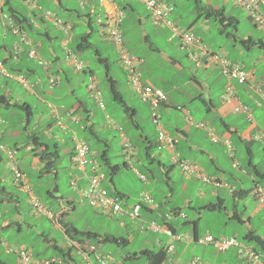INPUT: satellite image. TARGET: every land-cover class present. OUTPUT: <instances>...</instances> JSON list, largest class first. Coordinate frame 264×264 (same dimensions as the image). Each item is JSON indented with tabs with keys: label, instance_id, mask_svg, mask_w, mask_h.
<instances>
[{
	"label": "rangeland",
	"instance_id": "374dc122",
	"mask_svg": "<svg viewBox=\"0 0 264 264\" xmlns=\"http://www.w3.org/2000/svg\"><path fill=\"white\" fill-rule=\"evenodd\" d=\"M62 1L64 2V4L73 5L77 9L80 8L77 3V0ZM117 1L119 2V0ZM168 1L175 6V16H177V12L181 13L182 18L180 20V25L187 26V24L191 22L190 20H192L196 14L194 0ZM41 4L45 5L43 3ZM135 5L138 8V11L141 13L145 23L147 21V25L145 28L148 31L151 30L153 28V26L151 25V21H149V19H147L145 16V14H147L145 10L146 6L144 7L141 4ZM199 5H201V7L206 8L209 6L213 8H223L226 17H229L230 15L235 16V18H237L238 20L236 32V36L238 38L245 39L248 36H252L253 38H261L262 40H264V32L255 26L254 22L249 18L247 11L241 6L237 5L235 3V0H201V3ZM6 7L7 6H4L3 10H7ZM47 7L51 12H55L59 15L62 14L59 11L58 5H48ZM201 11L202 9H199V12ZM4 13L5 12H3V14ZM129 15L130 14L128 10H126L125 15H123V18L125 16L121 27V32L123 33V44L127 46L130 52L133 53L135 56L141 55L142 57L148 58V62L152 65L149 67V69L152 68V70H150L151 74H154L156 72H162L164 73V75L167 76L166 79H169L168 75L170 74V71L167 68H165L163 71L160 70L158 65H160L161 67V62H159L157 54H150L148 48L143 47L140 44L138 40L139 32H136L138 28L135 29V27L133 26V19H129ZM7 21L8 17H3L0 14V39L5 35L6 31V41L8 43H10L11 41L15 42L17 36L12 34V31L7 28ZM206 29H208V31ZM220 29H222V27L220 26L217 20L213 18L205 19L201 16L199 19H196V25L192 28V30L197 34V36L199 38H202V42L204 43V45L206 44L210 50L215 51L214 53L226 56L231 61L234 60L241 68L245 69L246 71L255 70L256 73L252 74L254 76V79L259 81L260 75L264 73V50L254 45L252 49L248 51L244 46L234 44L233 40L226 36L227 32H233V28L230 25L224 28L223 33L220 32ZM133 31L136 33H134ZM76 33H78V30L76 31ZM90 39L91 42L94 44V47L99 48L102 54H106V52L109 50L108 55H112V60H114L112 65L114 69L113 72L118 78L119 89L122 94L124 93L125 99H127L130 104H133L138 109L136 115V123L138 125L135 126V123L131 120L130 115L123 112L121 105L111 97L112 94L111 92H109L110 89L108 91L106 81L104 80L106 78V75L104 77L103 68L95 65L94 62H91L90 65L92 69H94L96 77L101 82L100 87L103 91L102 99L103 103L106 106L105 113L108 114V119L106 120V118L99 112V106L97 103H95V99L89 98L86 96V94H84L86 97L85 100H87L89 103V108L97 113V118L92 119V122L94 124L93 129L95 130L96 137L90 133L89 128L82 129L80 126L77 125H75L74 128L77 132V136L83 138L88 143L91 148V152L94 154L93 156L95 158V161L98 162V164L101 166V170L106 175L103 184L107 186L109 190L112 191L113 195H115L114 193L118 191L123 192L125 196H128L127 198L120 200L123 205L124 211H128L130 210V207H127V205L133 204L137 200L141 199V196H139L140 191L148 190V184L153 183V181H156L158 185L155 191L151 190L154 195H158L160 197L164 195H169V187L163 181V174H156L153 164L148 165L151 167L150 172L147 171L142 165L145 162L147 163V161H145V156H143V150L146 145V141L141 136L145 135L148 141H155V136L157 135V127L151 122V112L149 110L148 104L142 102V100H140L134 94L131 95V92L128 91L124 81V76L115 62V54H113L114 52L112 50L111 44H109L105 38H103L102 40H97L94 34L91 35ZM17 41L19 42V40ZM163 49H166V47ZM77 55L81 59H85L87 61H91L94 57L92 48L83 50V52L77 53ZM154 55H156L157 59L153 58ZM192 69H194V72L196 73L199 71V69H195L194 67ZM188 71H190V69H187L185 72L174 69L172 85H168V83L165 81L166 79H163L164 83H162V86L165 90V93H167L170 102L177 106L183 105L186 110L190 111V116H188L186 120L185 115H183V111L176 110L175 112L172 110L173 114L171 113L172 116L169 115V117L167 114H164L166 111H163V117L160 119V121L163 124V119L165 118V120H167V122L169 123L170 118V120L173 121V124H175L176 126H179L181 128L185 126L190 127L191 134L195 132L196 137H198L196 138L198 139V146L205 148L208 153H210L216 158L215 164H213L212 161L209 160L206 155L202 156L199 152L194 151L192 153H188L189 143L180 142V135L176 133L174 127L170 126L166 121L165 122L167 123V125L165 126V131H167L171 136H173L175 140H177L181 150H184L183 155L185 160L188 162L198 163L202 171H205L204 173L207 176L216 173L220 177L224 175L228 177V174H230L234 169H236L232 167V161L234 159L240 164H243V167H245L246 169V175H241L240 177L242 179V185L248 190L251 189L254 186V182L252 180L253 171L251 169L250 162L252 164H258V162L262 160V163H264V141L258 140L259 136L255 137V142L249 145V148L251 149L253 155L250 156V154H248V151L245 148V145L242 142L238 141V137L236 136L237 134H233L231 140L234 144L235 151L234 157L231 158V155L227 150L226 146L225 148L221 144H215L211 142L209 138L204 137L203 130L199 129L197 124L201 122H206L205 124L210 127L207 123L210 122V117L213 116L212 119L214 118L215 114L211 111L202 114L201 117V113H197V111H195V109H197L198 105L200 104L197 100L193 101L190 99L192 98V91L191 88L188 87ZM209 73L212 75V78L209 80V82H211V98L213 100L214 105L220 107L223 104L221 99L219 98L220 94L223 92L220 88V83L221 77L222 79H224V77L214 70H209L206 74ZM81 77H85L84 74H82ZM77 79V77H74V79L70 81L71 84L76 85ZM88 83L89 80L86 81L85 86ZM249 84L250 83L242 84L240 85V88H249ZM10 90L13 93L14 98L16 97V94H19L20 96H22L23 100H27L34 107L36 100L32 96V94L23 90V88L16 81L9 80L0 73V96L3 94H8V91ZM80 94L81 92H76L75 95H70L69 98L70 100H73V102H75V98ZM204 97L208 101L209 95L206 94ZM23 100H19V104H22ZM241 101L245 102L249 106L253 121L257 122L260 131L264 133V112L262 111V108L254 104V101H245L243 96L241 97ZM38 109H40V107H38ZM1 111L6 113L5 117L7 121L6 126H3V129H0V131L4 133H0L4 137V142L8 144L10 141L13 140L21 144L23 136L22 125L25 124V122L23 121L25 115L24 110H22L21 108H10L8 110L2 109ZM81 112L82 111H80V113ZM225 120L228 122H232V120L237 122V125L239 124L240 126V130H243L248 125L247 122L242 125L241 113L229 114L228 112V115L225 117ZM211 124L217 130H220L219 122L213 120ZM129 139L132 142L131 144L136 147V150L139 152V155L138 157L134 156L133 159H130L128 167L122 166L118 173L113 176V179L111 181L110 177L108 176L107 169L101 164V152L103 150H107V155L111 164L122 165V163L126 160V156L128 157V152L125 151V141H129ZM66 148V145H63L60 149V157L57 160V167L59 173L57 179L55 178L54 173H47L48 167H42L40 169L31 168V158L25 159L24 161L23 171L25 173L26 179L28 180L26 184L28 186H33V190L30 189L31 194H33L41 202L45 210L48 211L47 214L37 213L35 208L29 203L27 194H24L23 192H17L19 197L17 203L18 211H14L11 209V212L6 213L9 207L15 205L12 203H9L8 205H0V213L3 214L1 223L4 221L5 218L14 217L18 222L21 223L22 227V230H19L17 227L14 226L6 230L0 229V260L3 262V264H19L18 252L20 249H25L26 251H28L29 256L33 260L40 261L46 260L51 255H59V252H57L56 247H61L64 252L68 250L69 242L63 234L62 229L60 228V226H58L56 219L49 217V213L53 217L60 214V212L67 207L66 200L70 196L78 199L77 194L73 192L68 183L70 163L68 160V156L62 155V152H64ZM123 152L125 155L123 154ZM152 152L155 154L158 153V158L161 159L162 163L165 166L168 167L170 165L169 153L166 150L161 149L159 147H153ZM2 159L3 161L0 163V168L8 174L7 176H10L12 172L7 168L10 169L13 166H17L18 161L14 163L12 160L8 159V167L6 169H2L4 166V162L7 160L4 154H2ZM216 167L225 170L226 172L223 173L224 175L220 172H217V170L215 169ZM138 172L144 173L147 176V180H140ZM152 173L155 174V177L152 176ZM235 173L236 172H234V174ZM170 175L174 188V193L172 197L173 201L171 203L169 202L166 206L163 205V208L169 211L172 207L179 206L183 209V212L188 214L189 218L195 219L197 217V211L199 210V207L205 202L210 201L209 198L201 197V192L199 191L201 187H204L208 184H206L200 179L192 180L187 178V176L178 167L174 168L171 171ZM7 181L8 182L4 183L3 185L6 186L7 191H12L13 188L11 183L9 182L10 180ZM56 182L58 183L59 187L58 191H54L53 189ZM113 184L116 187L115 189ZM240 187L241 183L239 182V184L236 185V188ZM194 189H196V191H193ZM226 189L227 191L229 190L228 188ZM224 197L226 198V203L228 205L229 211H231L234 206L233 198L230 195L228 196L227 193H224ZM188 200H190L191 202L190 208L186 207ZM214 201H216V199ZM243 202L244 201H236L237 209L241 210L243 208ZM247 205L248 207L247 210L244 211V217H246L247 214L249 215L252 213V211L256 208L257 203L251 200L247 201ZM75 207L76 208L74 210H71L70 212L64 214L63 221L73 223L74 226L78 229L93 230L101 234H104L105 231L112 232L117 236H123L129 240L128 243L120 247L114 244H105L103 246H99L96 241H93L92 243L88 239L86 240L87 243L93 244L97 247V251L99 254H102L103 256L111 259L121 261L123 264H147L146 258L144 256L127 258V255H132L133 253H137V255H139V253L146 248L150 250H156L158 246L154 242H157L156 238L162 239L165 242L170 240L169 237L164 235L163 233L147 230L148 226L153 221L157 224H160L158 222L159 217H156L155 212H153L152 215L143 216L140 219H133L127 213L121 212H118L110 217L105 214H99V211H96L91 208L85 199L80 202H76ZM226 213L227 211H222L219 213H211L210 215L206 212L204 215L205 219H203L201 222L200 230L204 232V230L209 227V230L216 236H227L236 233L239 240L245 243L255 245V247L258 248L257 250L259 252H262L255 243H252L250 240L244 239L243 237L249 230H254L253 234L255 236L260 235L261 237H264V212H260L255 217L252 216L250 226L248 225L249 223H246L244 225L243 223H238L235 219H228ZM142 215L143 210L141 216ZM125 223H127V226H125ZM189 230H191V226L187 224L185 226H182L181 229L177 232L184 233L185 231L188 232ZM175 244L178 249L182 247V244L178 241L175 242ZM175 244L173 247H175ZM5 246H8L10 248L6 249ZM188 249L190 250L194 248L190 245ZM195 251L196 252L193 251V253H189L185 259L182 258V262L178 264H191L193 260H200L202 264H220L224 256V253L220 252L219 250L217 251H219L220 253H216L212 245H207L206 247L203 245H197ZM71 257L72 259L76 258L75 248L72 249ZM216 257L218 258L216 259ZM57 260L59 259L57 258ZM72 263L73 261H69L63 262L62 264ZM201 263L199 262V264ZM228 264L230 263L228 262Z\"/></svg>",
	"mask_w": 264,
	"mask_h": 264
},
{
	"label": "crops",
	"instance_id": "0c3cea01",
	"mask_svg": "<svg viewBox=\"0 0 264 264\" xmlns=\"http://www.w3.org/2000/svg\"><path fill=\"white\" fill-rule=\"evenodd\" d=\"M6 1L7 0H0V14L2 16L4 15L2 10H3L4 6H6V5H4V3H6ZM163 1H166L173 6V11L170 14V18L174 21V23H176L178 25V27H180V28H184V29L190 28V30L197 36V34L192 30V28L196 25V19H199V18H197V16H198L197 9H195L196 14H195V17L192 20H190L191 22H189L187 24V26H182V25H180V20L182 18L181 13L177 12V14H176L177 16H175L174 15L176 13L175 12V6L172 3H170L168 0H163ZM36 2L38 4H40L45 9H49L47 7L48 5H53V6L58 5L59 11L62 13L61 14L62 16L55 13V12H52L53 17L61 18V20H63L65 23H67V25L70 27V30H69V33H66L65 31L62 30V28L54 25L53 19L51 17H41L39 14H37L34 11L32 13L29 10V8L27 7L28 5H27V2H25V0H10L9 1L8 5H9V11L10 12L17 11L18 15H20V16L24 15V16L29 18L30 24L29 25L26 24V29L22 28L19 24H16L13 19L12 20H13L14 24L20 29V31L25 33L27 39H29V41H31L32 47H34V49L36 50L37 57H41L42 59H44L46 61V64H40L38 62L37 58H35V59L30 58V56L28 55V50H29L30 46L28 44L18 42L17 40L20 39V37L18 35H16L17 39L15 40V42L11 41L10 43H8L6 41L7 34L5 31V35L0 39V61L3 62V65L6 67V69L9 72L14 73V74L24 75L26 77V79H28V81L31 84H33V88L32 89L24 88L15 80V78H7V79L16 81L23 88V90L32 94V96L36 100V103L34 104V107H33V105L30 104L27 100H23L22 96H20L19 94H16L15 95L16 97L14 98V95L11 92V90L8 91V94L1 95V96H4V98H1V96H0V129L1 128L3 129V126H6V124H7L6 117H5L6 113L1 111V110L2 109L8 110L10 108H17V107H14L12 105L7 106V104L5 103V100L10 101V104L20 103L19 100H23V103L24 102L27 103L30 110H31V113L28 116L26 114L24 115L23 121L25 122V124L22 125V130H23L22 143L19 144L18 142L13 141V140L10 141L8 144L5 143L3 140L4 137L2 135L4 133H2L0 131V133H2V134H0V144L5 146V147L15 149L17 151V153H16V161H18L17 166L23 172L24 177H25V173L23 171L24 161H25V159L31 158V160H32L31 168H39V169L42 167L44 168L45 162L51 161L47 165L48 166L47 173H54V176L56 179L58 178V174H59L58 173V167H57V165H58L57 160L60 157V149H61V146L66 145L67 148L65 149L64 152H62L63 154L62 153L61 154L63 156H68V160L70 163L69 164L70 165V172L68 174V177H69L68 183H69L71 189L73 190V192H75L78 196V199H76L75 197H72V196L67 198V200H66L67 207L62 211L70 212L71 210H74L76 208L75 207L76 202H78V201L80 202V201L84 200V199H81L80 196H81L82 191L88 185L89 175L92 173V166L96 165L98 167V169L101 170L98 162L95 161V158L93 156L94 154L91 152V148H90V152L88 154V160L90 162L88 163V165L84 171H80V170L74 168L73 163H72V156L75 152V140L76 139H83V138H80L77 136V132L75 131L74 126L75 125L80 126L82 129L93 127L94 124L92 122V119L97 118V113L94 110L89 108V103L87 100H85L86 97L84 95V94H86L87 97L95 99L94 96L91 94V92H89L87 90V87L85 86L86 81L88 80L90 75H93V77L96 80V83H98V88L101 91V95L103 94V91L100 87L101 82L96 77L94 69H92L90 63L94 62L95 65L102 67L104 70V77H105V75L109 74V77L115 81L116 87L120 91L119 82H118V78L116 77L115 73L113 72L114 69H113L112 65H113L114 60H112L111 54L108 55L109 50L106 52V54H102L101 50L97 47H94V44L92 43V46H93L92 49H93V56L94 57L92 58L91 61L81 59L77 55L78 52L74 51V48L77 45L76 43H78L80 36L84 37L86 35H90L88 37L91 38V35L94 34L97 40L98 39L102 40L104 38V37L100 36V34L98 33V26H96L93 22L89 23V18L81 16L82 13L85 12V8H88L89 10H91L92 8L95 9V13L91 16L92 20L94 19V16L96 13L103 12V9H100L99 6L97 5L96 0H84V3L82 4L84 6H81L79 4V1L77 0L78 5L80 6V8H78V9L76 7H74L73 5L64 4V2L62 0H36ZM40 2L45 4V5H42ZM115 2L119 6V8L123 10L124 15H125V11L128 10V12L130 14L129 19H133V26L135 27V29L138 28V30L136 32H139L138 33V40H139L140 44L143 47H147L150 54H157V56L159 58V62H161V67H160V65H158L160 70L163 71L165 68H167L170 71V74L168 75L169 79H166L167 76L164 75V73H162V72L161 73L156 72L154 74H151L150 70H152V68L149 69V67L152 65H151V63L148 62V58L142 57L141 55L135 56L133 53L130 52L128 47L125 46L127 48L128 52L132 56H134L135 58L138 57L137 58L138 59V65L137 66L139 67L138 70L141 73V79L144 83H147V84H150L154 87L160 88L165 93V90L163 89L162 83H164V80L166 79L165 81L168 83V85H172V80H173V76H174V73H173L174 69L178 70V71H182V72H185L187 69H190V71L192 73L190 71H188V73H189L188 79L189 80L187 79L188 87L191 88V91H192V98H190V99L193 101L197 100L198 103L200 104V105H198V108L195 109V111H197V113H201V117H202V114L207 113V112H211V111L214 112L215 115H218V116L214 115L213 119H212L213 116L210 117V120H209L210 122L207 124L211 128L205 124L206 122L205 123L201 122V123H204L206 125L205 128H199V129L203 130L204 137H207L211 140L210 132H212L215 135H217V134L220 136L222 135L223 138L219 142L218 141L215 142V144H221L224 147L226 146V144L224 142V140H225L224 137L228 138L231 141V143L233 144V142L231 140L232 139L231 137L233 134H237L236 136H238V137L241 136L245 141L243 143H245L247 145H251V144H249L250 141L255 142V140H256L255 137H258V136L261 137L260 139L258 138V140L264 141V133L260 131L257 122H254L253 118H249L245 112H236L234 109L240 103L247 105L245 102L241 101V97L243 96L245 101H254V104L260 106L262 108V111L264 112V97L262 96L263 92L261 93L258 90L254 89V87H252V84L259 83L262 86V89H264V73L260 75L259 81L255 80L254 76H253L251 78V80L248 82L251 84V86L249 84V88L248 87L240 88V85H242V84L236 83L234 81H228V79L224 75L221 74V71H220L218 64L213 63L212 61H208L205 56H202L200 54L199 49H197L194 46L181 47V44H180L178 38L177 37H175V38L171 37V34H170L171 31L167 25H165L162 22L158 23V24L153 23L151 20L150 11H148L146 9L145 5L141 1H139V0H119V2H118L117 0H115ZM135 4H141L145 7V10L147 12V14H145V16L147 19H149V21H151V25L153 26V28L151 30L148 31L145 28L147 25V21L145 23L141 13L138 11V8L136 7ZM263 10H264V6H263ZM124 18H125V16H124ZM124 18H123V21H124ZM123 21L120 25V29L122 27ZM6 25H8V24L6 23ZM21 25H23V23ZM133 26H132V30H133ZM256 27H258V26H256ZM7 28H9V27L7 26ZM258 28L264 32V28H262V27H258ZM9 30H10V28H9ZM77 30H78V33H76ZM206 30L208 31V29H206ZM136 32H134V33H136ZM248 37L253 38L252 36H248ZM248 37H246V38H248ZM200 39L202 40L201 37H200ZM253 39L258 41V42L259 41L264 42V40H262L261 38H253ZM84 41L85 40L83 39V42ZM108 43L111 44L112 50L114 52L113 54H115L114 55L115 56V62L117 64V67L121 70V72L124 76V81H125V84H126L128 91L131 92L130 93L131 95L134 94L135 96H137L140 99L139 95L137 93H135L128 84L127 73H126V70L124 69V67L121 65V62L119 61L117 49L114 47V45L111 42L108 41ZM235 44H238V43L236 42ZM15 46H18L17 50H14ZM205 46L207 47L206 44H205ZM162 47L163 48L166 47V49H163ZM160 49H162V50H160ZM68 50L74 51L75 54L82 61H84V63L86 64V69L84 71L74 72V69H72L73 68L72 65H70L69 63L66 62L65 56H66V53ZM210 51L215 52L213 50H210ZM196 55L198 58L201 59L200 65H196V63H195L194 56H196ZM99 57L107 58L108 66L106 67V69L100 63H98L97 60ZM153 58L157 59L156 55H154ZM232 61L235 62L234 60H232ZM191 63H192V65H191ZM193 67L195 69H199V71L197 73L194 72V69H192ZM209 70L217 71L221 76L224 77V79H222V77H221V83H220V88L223 91V92L221 91L222 93L225 92L226 85L229 82H230V84L234 90V96L227 101L222 100L220 97L222 93L220 94L219 98L221 99V101L223 103L220 107L215 106L213 103V100L211 98V96H212V93L210 91L211 90V82H209V80L212 78V75L210 73L206 74ZM250 72L256 73L255 70H252ZM82 74H84L85 77H81ZM74 77L78 78L76 85H73L70 82L74 79ZM51 78H53L55 80V84H53V85L50 84ZM104 80L106 81L107 89L109 91L110 87H109V84L107 82V78H105ZM222 80H224V81H222ZM47 82H48V84H47ZM206 83H207V85H206ZM78 90H80V91H78ZM76 92H81L82 95L81 94L78 95L75 98V102H73V100H70L69 96L75 95ZM165 94H166L167 99L164 103L161 104V106L159 108L160 119L163 117V111L164 112L166 111L164 114H167L168 116L169 115L172 116L171 115L172 110L175 112H176V110H178V111H183V115H185V118L187 120V117L190 116V114H191L190 111L186 110V108L183 105L177 106V105L172 104L169 100L167 93H165ZM206 94L209 95L208 101L204 97ZM111 97H112V95H111ZM122 98H123L124 102L126 103V106L129 107V109L131 111V114H130L131 120L135 123V126H137L138 125L136 123L137 122L136 121V115L138 112L137 107L134 106L133 104H130L127 101V99H125L124 93L122 94ZM95 101H96L95 103H97L96 99H95ZM102 101H103V99H102ZM145 104H148V103H145ZM224 104H228V105H224ZM148 106H149V104H148ZM38 107H40V109H38ZM149 110H150V106H149ZM80 111H82V112L80 113ZM105 111H106L105 104H104V108L99 106V112L107 120L108 114L105 113ZM228 112H229V114L241 113L242 114V120H241L242 125H244L245 122H247L248 125L243 130H240L239 129L240 126H239V124L237 125V122H235L233 120H232V122L226 121L225 117L228 115ZM213 120L220 123V130H217L211 124ZM163 121H164L163 124L161 123V121H160V123L163 126L164 130H166L165 126L167 125L168 122H167V120H165V118L163 119ZM201 121H204V120H201ZM168 124L170 126H173L176 133H178L180 135V138H179L180 142H185V143L188 142L189 143L188 144V153H192L194 151L199 152L202 156L206 155L208 157V159L211 160L213 164H215L216 158L214 156H212L210 153H208V151L205 148L198 146V142H197L198 139H196L198 137H196V133L194 131H193L194 133L191 134V132H190L191 128L190 127L185 126V127L181 128L179 126H176L175 124H173V121H171L170 118H169ZM222 131H224V132H222ZM33 134L40 137L39 141H41L42 144L38 145V144L31 142L29 136L33 135ZM141 137H143L145 139L147 138L145 135H142ZM129 141L131 142L130 139H129ZM154 142L157 143V135L155 136ZM211 142H212V140H211ZM132 146H133V144H132ZM158 147L166 150L169 153V160H170V151L166 148L160 147L159 144L157 145V148ZM246 147L249 148V146H246ZM174 149L176 150V152L179 153L180 157L184 158V155H183L184 150H181L177 140H176ZM4 152L5 151L0 150V153L4 154L7 158V160L3 164L4 166L2 169H6L8 167V164H9V161H8L9 158ZM30 152H33V153H30ZM263 152H264V150H263ZM39 154L42 155V157H43L42 159L40 158ZM123 154H124V152H123ZM248 154H250V156H253L252 152L249 150H248ZM138 155H139V152L136 150V147L133 146L132 154L128 157L126 156L125 162H127V165L129 166V161L131 158L133 159L134 156L138 157ZM155 155L157 157L159 156L158 153ZM231 158H233V156ZM261 159H262V157H261ZM136 160H138V159H136ZM159 160L161 161V159H159ZM2 161H3V159H2ZM234 162L237 163L238 167L236 169H234L230 174H228V177L223 174L226 171L223 170L222 168H218V167H216L215 169L217 170V172L222 173L224 176L220 177L216 173H213L210 175L208 174L210 177H213V178L221 181L222 183L220 185H217V184L212 183V182L206 183L208 185H205L204 187L200 188L199 191L201 192V197L210 199V201H207L205 203L214 202L215 199H216V201L221 202L222 198L223 199L225 198L224 193H227L228 196L230 195L232 197V194H230V191L233 189H234V191L236 189H238V188H236V185H238L239 182L241 183V187L239 189H247L242 185L243 184L242 179L240 178L241 175H246V169L243 167V164H240L235 159L232 161V167H234L233 166ZM263 165H264V163H262V160L260 162H258V166L261 167L262 169H264ZM154 168H155L156 174L159 173V174H163L166 176L163 169H161L160 167H157V166H154ZM174 168H176V167H174ZM7 169L10 170L9 168H7ZM147 171L150 172V170H147ZM201 171H202V169H201ZM234 172H236V173L234 174ZM7 175L8 174L6 172H4L3 170H1V168H0V187H2L4 183L8 182L7 180H10L9 182L11 183L12 188H13L12 191H10V190L7 191L6 187L4 189L3 188L0 189V205H8L9 203H12L15 205V206L9 207L6 211V213L11 212L12 210L18 211V204L17 203H18L19 197H18L17 192H23L24 194H27L28 201H29V193H28L26 187L22 186L21 183H14L12 180L13 174H11L10 176H7ZM169 175H170V173H169ZM187 178L192 179V180H197V178H195V176H191V177L187 176ZM27 181L28 180L25 177V182H27ZM156 183H157L156 181H153V183L148 184V186H149L148 190H146V191L142 190L139 193V196L141 193H147L153 199V203H149V204L146 203L141 207L140 214L142 213V210H143V215L141 217L152 215L153 212L157 211V207H158L157 203L161 200V197L158 195H154L153 192L151 191V190L155 191L157 189ZM263 183H264V181H262L260 183H254V186L251 189H249V192L247 194H245L244 197H242L240 199L238 197H236V198L232 197L233 202H234L233 203L234 206H233L231 211H229V208H228V205H227L226 199H225L224 203H226V206H227V213H226L227 218L237 220V216H240L242 220L241 221L237 220V222L243 223L244 225L246 223H249L248 225L250 226L252 216L255 217L260 212H264V207L260 203L258 196L255 193H253V189L256 185H259L262 188V190L264 191ZM102 185L109 191V188L107 186H105L103 183H102ZM151 186H152V188H151ZM168 187H169V189L173 188L170 186H168ZM29 188L31 190H33L32 185L29 186ZM115 188L116 187L114 185V189ZM226 188L229 189L228 190L229 192L227 191ZM53 189H54V191L59 190L57 182H56ZM193 191H196V189H194ZM110 192H112V191H110ZM121 193L122 192L116 191V193H114V194L119 196V198H120L122 195ZM127 197L128 196L122 197V198H120V200H123L124 198H127ZM139 200H137L133 204L137 203ZM237 200L238 201H244L242 204L243 208L241 210L237 209V207H236V201ZM251 200H253L255 203H257L256 208L252 211L251 214H249V215L247 214L246 217H244V211H246L247 207H248L247 201H251ZM222 202H223V200H222ZM133 204H128L129 206L127 205V207H131ZM121 206L123 208L122 203H121ZM144 207L145 208L147 207V209H144ZM91 208H93V207H91ZM162 208H163V206H162ZM94 210L99 211L98 209H94ZM206 212L207 211L205 209L204 210L203 209L198 210L197 211V218L198 217H205L204 215ZM207 213H209L211 215V213H216V212H207ZM166 214L167 215L169 214V217L172 216V214L168 211H166ZM182 214H183V216L188 215L185 212H182ZM2 218H3V214L0 213V223H1ZM211 218H213V217H211ZM167 219H168V216H167ZM172 219H170V221L175 222V223H176V221L179 220L178 218L173 219V220ZM224 222H226V221H224ZM10 224H13V225L7 226ZM13 226L14 227L19 226L18 229L22 230L21 223L18 222L14 217L13 218H11V217L5 218L4 221L1 223L0 229L6 230L8 228H12ZM162 226L165 227V225H162ZM62 231H63V234L65 235V237L67 238V240L69 242V246H70L72 244V242L66 236L64 228H62ZM174 231L176 233H178L177 232L178 229H175ZM256 231H257V229H256ZM192 233H193L192 229L189 230L188 232L185 231L183 233L186 236H188L189 238L185 239V240L178 241L179 243L182 244V247L180 249H178L176 247L175 242H177V241H173L172 239H170V237H169L170 240L166 241V242L163 241L162 239L156 238L157 242L154 241L158 245L156 250L163 247L166 249L167 254H168L167 259L165 260V262L163 264H178V263L182 262V258L185 259L189 253H193V251L196 252L195 249L197 248V245H201V244L195 243L193 241ZM253 233H254V230H249L245 235H247V239L250 240L252 243H255L262 252H259L257 250L258 248H256L255 245H252L250 243H245V242H243V243L252 247L256 251H258L261 255V261L264 262V250L262 249V247L257 242V239L264 242V237H261L260 235L255 236ZM205 234H210L213 237H221V236L226 237L224 235L216 236L214 233H212L209 230V227H207L206 230H204V232H202L200 230V227H199L198 237L204 236ZM164 235H166V234H164ZM227 236H237V235L235 233V234H231V235H227ZM171 244H172V246H174V244H175V247H173L172 250L170 251L169 247ZM190 245L194 249L189 250L188 248ZM203 246L206 247L207 245H203ZM213 248L216 251V253L219 252L216 250L215 247H213ZM146 249H148V248H146ZM220 252L224 253L223 259L221 260L220 264H228V262L230 264H252V263L244 261L241 257H239L237 250L234 247H231L229 249H226V250L220 251ZM217 258L218 257H216V259ZM199 262L201 263V261L199 260L196 262V264H199Z\"/></svg>",
	"mask_w": 264,
	"mask_h": 264
},
{
	"label": "built area",
	"instance_id": "2783aa9c",
	"mask_svg": "<svg viewBox=\"0 0 264 264\" xmlns=\"http://www.w3.org/2000/svg\"><path fill=\"white\" fill-rule=\"evenodd\" d=\"M29 2L30 0H26ZM98 4L102 7H105L106 11L104 13V17L97 18V24L99 26V33L105 36L118 50L119 58L126 70L129 74V81L134 89V91L141 97L143 101L149 103L151 108V121L158 128V141L160 144L166 148L173 147L172 138L164 131L161 124L159 123V112L158 107L160 103L165 99L164 93L157 88H153L150 85L142 84L140 80V73L136 70L137 60L131 56L124 48L122 44V35L118 28L119 23L122 20V11L116 5L115 0H97ZM145 3L147 8L151 11L152 20L154 23L163 22L167 25L172 34L171 37H177L181 47H191L194 46L200 50V54L205 56L208 61L216 62L221 72L224 76H226L229 80H235L240 84L248 83L252 74L245 69L241 68L238 64L228 61L225 57L211 52L201 41L197 38L191 31L182 29L175 25L168 17L172 11V7L166 2L159 0H141ZM235 3L242 8H244L248 16L251 20L259 27H264V0H235ZM33 7H36L35 5ZM45 15L49 16V11H46ZM55 22L59 25L61 22L59 20H55ZM8 25L11 28V31L20 36V42L24 44H29L30 41L27 39L26 35L19 30L17 26H15L11 20H8ZM64 31L68 33V28L63 27ZM28 55L32 58L36 56V50L31 47L29 49ZM67 60L73 65V67L79 71L83 67V63L79 61L74 56H68ZM40 63H44L41 59ZM0 73L8 78H15L23 87L27 89L32 88V84L26 79L23 75H12L3 65V62L0 61ZM256 90H259V86L255 85ZM88 89L92 90L96 98H99V91L95 86V82L90 79L88 83ZM234 96V91L230 85L226 86L225 93L222 95L223 100H229ZM99 104L102 106L101 101ZM236 111H245L248 112V108L246 106L237 105L235 107ZM214 141L217 140V136H212ZM227 146L230 148V143L226 141ZM125 147L129 149L130 145L125 144ZM125 148V149H126ZM76 153L73 156V163L79 169H83L88 162L87 154L88 147L83 141H77L76 144ZM9 157L14 159V150L6 149ZM174 161L178 163L181 170L188 174L194 175L195 177L201 178L205 182H209L210 178L205 177L201 174L199 167L192 162H188L186 160H179L174 155ZM15 178L21 179L22 174L20 171L14 167L13 168ZM139 177L144 180L145 176L139 174ZM104 178L102 173H97L90 177L89 185L85 188L81 197L84 198L87 203L93 207L100 210H104L109 212L111 215H115L118 212L127 213L131 218H139L141 204L136 203L133 205L131 210L124 211L119 203L118 197L114 195L108 194L107 190L101 186V181ZM254 193L258 196L260 203L264 207V191L260 186L254 189ZM141 200L152 203V199L147 193H141ZM30 201L32 205L37 208L38 211H43V208L39 201L33 196H30ZM148 230L164 233L173 241L185 240L189 237L183 233H176L166 226H161L155 223L154 221L148 226ZM72 245L77 248V251L80 252V255L86 261L87 264H123L121 261L111 259L108 257L99 254L97 251V247L92 244L84 243L83 245H79L73 241ZM201 245H212L219 251H224L231 247H234L237 250L239 257H241L244 261L252 263V264H264L261 261V255L252 247L241 242L237 236H226V237H213L210 234H205L204 236L198 237L195 241ZM173 248L170 245L169 249ZM19 262L21 264H29L31 259L28 254V251L25 249L19 250L18 253ZM197 260H193L191 264H196ZM37 264H49V261L37 262Z\"/></svg>",
	"mask_w": 264,
	"mask_h": 264
},
{
	"label": "trees",
	"instance_id": "16d2710c",
	"mask_svg": "<svg viewBox=\"0 0 264 264\" xmlns=\"http://www.w3.org/2000/svg\"><path fill=\"white\" fill-rule=\"evenodd\" d=\"M9 1L10 0H7L6 3H4V5L7 6L6 7L7 10H2L3 12H5L4 16L13 19L16 24H19L22 28L26 29V24H28V25L30 24L29 18L24 16V15H22V16L18 15L17 11L10 12L9 11V5H8ZM200 3H201V0H194V4H195V7L197 9V14H198L197 18H200V16H201L205 19L213 18V19L217 20L219 22L220 26L222 27V29H220L221 33L224 32L225 27L230 25L233 28V32H227L226 36L228 38H231L233 40L234 44L237 42L238 44L244 46L248 51L251 50L254 45H256L258 48H261L264 50V42H261V41L258 42L256 40H254L253 38H250V37H248L246 39H244V38L240 39L236 36L238 20H237V18H235V16L230 15L229 17H226L223 8L222 9L221 8H213L211 6H209L207 8L201 7V5H199ZM199 9L200 10L202 9V11L199 12ZM6 11H8V12H6ZM31 12L33 13V11H31ZM91 12L92 11H90L88 8H85V12L82 13L81 16L90 18ZM90 22L91 21H89V23ZM22 23H23V25H21ZM170 34H172V32H170ZM88 36H90V35H86L84 37L80 36V39H79L78 43H76L77 45L74 48L75 52L80 53V52H83V50L93 48L90 37H88ZM83 39L85 40L84 42H83ZM224 57L226 59H228L226 56H224ZM97 61L102 66H104L105 69L108 66L107 58L99 57ZM106 78H107V82L109 84L110 92L112 94L113 99L115 101H117L122 106V109L126 114L130 115L131 111H130L129 107L126 106V103L124 102V100L122 98V93L117 89L115 81L109 77V74L106 75ZM262 92L264 93V89H262ZM1 98H4V96H1ZM5 103L7 104V106L12 105L14 107L21 108L22 110H24V112L27 116L31 113V110H30L28 104L25 102L22 104H19V103L10 104V101L5 100ZM89 131L92 135H94L96 137V133H95V130L93 129V127H89ZM29 138H30L31 142H33L35 144H38V145L42 144V142L39 141L40 137L36 136L35 134L30 135ZM143 139L146 141V145H145L144 150H143V153H144L143 156H145V161H147V163L145 162L144 164H142L143 167L146 170H150V171H151V167L148 166L149 164H151V165L154 164V166L160 167L161 169L164 170V172L166 174V176L163 175L164 176L163 181L168 186L173 187V185H172L173 182L171 180V175H169V173L171 174V171L174 169V165L170 164L168 167L163 165L162 162L159 160V158L155 155V153L152 152V148L157 147L158 144L155 143L154 141L153 142L148 141L147 138L146 139L143 138ZM238 141H240L242 143L245 142L241 136L238 137ZM174 142L176 143L175 138H174ZM252 143L253 142L250 141L249 144H252ZM243 144L245 145V148L247 151L248 150L251 151L250 148L246 147L249 145H247L245 143H243ZM233 145L234 144H232L231 148H232V154L234 157V151L235 150H234ZM16 153H17V151H16ZM41 156L42 155H40V158L42 159L43 157H41ZM100 161H101L102 166H104L107 169L108 176L110 177L111 181L113 179V176H115L118 173V171L120 170V168L122 166L128 167L127 162H123L122 165L111 164L109 161L108 155H107V150H103L101 152ZM1 162H2V154L0 153V163ZM49 162H51V161L45 162L44 168L48 167L47 165L49 164ZM145 165H147V166H145ZM250 166H251V169L253 171L252 172L253 182L254 183H260V182L264 181V169L259 167L258 164H252L251 162H250ZM152 176L153 177L155 176L154 173H152ZM105 178H106V175H105ZM156 185H157V183H156ZM5 187L6 186L3 185L2 187H0V189H2V188L4 189ZM173 189L174 188L168 189L169 195L162 196L161 200L157 203L158 207H157V211L155 213H156V217H159L158 222L161 225H165L166 227H168L171 230H175V229L180 230L182 226H185L188 224L191 226V229L193 231V233H192L193 241H196V239L198 238V229L201 225L202 220L205 219V217H198V218L196 217L195 219H191L188 217V215L183 216V214H182L183 209L179 206L172 207L169 211L163 209L162 208L163 205L166 206V205H168L169 202L171 203L173 201L172 200L173 193H174ZM110 191L111 190H109V193L112 194V192H110ZM170 192L172 195L170 194ZM248 192H249V190H247V189H239L238 188L235 191L233 189L230 192V194H232L233 198L238 197L240 199V198L244 197V195L247 194ZM121 194L122 195L120 198L125 197V194L123 192ZM225 199L226 198H224V199L222 198V200H223V202L221 200L222 203L218 202V201L204 203L199 207V210L205 209L207 212H218V213L222 212V211L223 212L227 211L226 203H224ZM137 203H140L141 207H142L147 202L140 199ZM133 205L130 208H132ZM186 207L187 208L191 207L190 200H188ZM94 209H96V208H94ZM144 209H147V207L146 208L144 207ZM166 211L170 212L172 214V216L169 217V214L167 215ZM66 213H68V212L67 211H61L60 214L57 215V220H58V223L61 225V227L65 229V233L68 236L70 241H73L79 245H83L85 242H87L86 240L88 239L92 243H93V241H96L99 246H103L105 244H114V245L119 246V247L122 245H125L129 241L127 238H125L123 236H117V235L113 234L112 232L105 231L104 234H101V233L95 232L93 230L78 229L77 227L74 226L73 223L63 221L64 214H66ZM99 214H105V215L110 216V217L112 216V215H110L109 212H106L104 210H100ZM167 216H168V219H167ZM140 218H141V214L139 215V218H137V219H140ZM172 218L173 219L178 218L179 220L176 221V223H175V222L170 221V219H172ZM237 220L241 221L242 219L240 216H237ZM12 225L13 224H10L7 226H12ZM125 226H127V223H125ZM243 238L247 239V235H244ZM73 248H75V250H76V258L75 259L73 258L74 260L71 257V252H72ZM56 250H57V252H59V255L49 256V258H47V259H49V260H51L52 258L54 259L49 264H62L63 262H69V261H73L72 264H87L86 261L83 259V257L80 255V252L77 251V248L74 247V245H70L66 252H64L61 247H56ZM138 256H144L146 258L147 264H163L165 262V260L167 259L168 254H167L166 249L162 247L158 250L144 249L139 253V255H137V253H133L132 255H127V258H135ZM55 257H57L59 260H57V258H55ZM0 264H3V262L1 260H0Z\"/></svg>",
	"mask_w": 264,
	"mask_h": 264
},
{
	"label": "clouds",
	"instance_id": "9594fccd",
	"mask_svg": "<svg viewBox=\"0 0 264 264\" xmlns=\"http://www.w3.org/2000/svg\"><path fill=\"white\" fill-rule=\"evenodd\" d=\"M79 1V4L81 5V6H84V5H82L83 3H84V0H78ZM139 1H141V0H139ZM159 1H163V0H159ZM25 2H27L26 0H25ZM96 2H97V5L99 6V8L100 9H103V12H98V13H96L95 14V16H94V19L92 20L91 19V17L89 18V21H91V22H93L96 26H98V24H97V18L98 17H104V13H105V11H106V9H105V7H102V6H100L99 4H98V1L96 0ZM142 2V1H141ZM163 2H166V1H163ZM116 3V2H115ZM144 5H145V3L144 2H142ZM167 4H169L168 2H166ZM27 7L29 8V10L30 11H35L37 14H39L41 17H51L52 19H53V22H54V25H56V26H58V27H60V28H62V30L64 31V29H63V27L65 26V27H67L68 28V33H69V30H70V27L67 25V23H65L63 20H61V18H57V17H53V14H52V12L49 10V9H45V8H43L40 4H38L37 2H36V0H30L29 2H27ZM36 6V7H33V6ZM117 5V4H116ZM171 7H172V11H173V6L171 5V4H169ZM118 6V5H117ZM146 6V5H145ZM119 7V6H118ZM146 8H147V6H146ZM120 9V8H119ZM148 9V8H147ZM121 11H122V20H121V22L119 23V26H118V28H119V30H120V32H121V29H120V25H121V23H122V21H123V15H124V13H123V10L122 9H120ZM149 10V9H148ZM46 11H49V13H50V15L49 16H47V15H45V13H46ZM90 11H92L91 12V16L95 13V9L94 8H92ZM150 11V10H149ZM172 11H171V13H172ZM264 11V10H263ZM170 13V14H171ZM150 14H151V11H150ZM3 17H5L4 15H3ZM151 18H152V16H151ZM173 23H174V21L170 18V15H169V17H168ZM250 18V17H249ZM251 19V18H250ZM8 20H11L12 21V23L14 24V22H13V20L11 19V18H9L8 17ZM55 20H59L60 22H61V24H57L56 22H55ZM154 23V22H153ZM159 23H161V22H159ZM163 23V22H162ZM7 24H8V21H7ZM155 24H158V23H155ZM175 25H177L176 23H174ZM255 24V23H254ZM15 25V24H14ZM16 26V25H15ZM178 26V25H177ZM255 26H257L256 24H255ZM8 27H9V25H8ZM259 27V26H258ZM10 28V27H9ZM262 28H264V27H262ZM182 29H184V28H182ZM10 30H11V28H10ZM20 30V29H19ZM185 30H189V31H191L190 30V28L188 29V28H185ZM171 31V30H170ZM192 32V31H191ZM13 33V32H12ZM24 33V32H23ZM98 33H99V26H98ZM193 33V32H192ZM14 34V33H13ZM25 34V33H24ZM100 34V33H99ZM194 34V33H193ZM16 35V34H15ZM121 35H122V39H123V33L121 32ZM195 35V34H194ZM100 36H102V37H104L105 39H107L105 36H103V35H101L100 34ZM196 36V35H195ZM20 37V36H19ZM197 37V36H196ZM197 38H199V37H197ZM200 39V38H199ZM29 40V39H28ZM108 40V39H107ZM109 41V40H108ZM201 41V40H200ZM19 42H20V39H19ZM110 42V41H109ZM202 42V41H201ZM22 43V42H21ZM122 44H123V41H122ZM29 45V44H28ZM30 48L32 47V43H31V41H30ZM123 46H124V48H125V50L128 52V50H127V48L125 47V45L123 44ZM115 47V46H114ZM17 48H18V46H15V48H14V50H17ZM29 48V49H30ZM34 48V47H33ZM116 48V47H115ZM117 49V48H116ZM28 52H29V50H28ZM117 52H118V50H117ZM129 53V52H128ZM130 54V53H129ZM217 54V53H216ZM131 55V54H130ZM68 56H74V57H76L79 61H81L82 63H83V67H82V69L81 70H79V71H77L74 67H73V65L67 60V57ZM132 56V55H131ZM221 56H223V55H221ZM118 57H119V53H118ZM134 57V56H133ZM224 57V56H223ZM31 58V57H30ZM35 58H37V60H38V62L40 63V59L44 62V63H40V64H46V61L44 60V59H42L41 57H37V53H36V56L35 57H32V59H35ZM135 58V57H134ZM136 60H137V64H136V70L140 73V71L138 70V59L137 58H135ZM65 60H66V62L67 63H69L70 65H72V67H73V69L75 70V72H82V71H84L85 69H86V64L84 63V61H82L76 54H75V52L74 51H72V50H68L67 51V53H66V56H65ZM194 60H195V63H196V65H200L201 64V59L200 58H198L197 57V55L196 56H194ZM228 61H230V62H233V61H231V60H229V59H227ZM119 61H120V58H119ZM121 62V61H120ZM213 63H216V62H213ZM233 63H236V62H233ZM217 64V63H216ZM237 64V63H236ZM121 65L124 67V65L122 64V62H121ZM219 66V65H218ZM5 67V66H4ZM6 68V67H5ZM220 68V67H219ZM124 69L126 70V68L124 67ZM220 71H221V69H220ZM248 72H250V71H248ZM11 73V72H10ZM126 73H127V78H128V84H129V86L131 87V89L134 91V89L132 88V86H131V84H130V81H129V74H128V71L126 70ZM251 74L253 73V72H250ZM12 75H20V74H14V73H11ZM221 74L223 75V73L221 72ZM24 76V75H23ZM5 77V76H4ZM226 77V76H225ZM252 77H253V74H252ZM6 78H8V77H6ZM13 78V77H12ZM227 78V77H226ZM90 79H92L94 82H95V86H96V88H97V90L99 91V93H100V95H99V98H96V96L94 95V93L92 92V90H90V89H88V84L86 85V87H87V90L89 91V92H91V94L94 96V98L97 100V103H98V105L100 106V107H102V108H104V104H103V101H102V95H101V91H100V89L98 88V83H96V80H95V78L93 77V75H90L89 76V78H88V80H89V82H90ZM228 79V78H227ZM16 80V79H15ZM140 80H141V82H142V84H144V85H150V84H147V83H144L143 81H142V79H141V73H140ZM17 81V80H16ZM228 81H234V82H236V83H238L237 81H235V80H229L228 79ZM18 82V81H17ZM19 83V82H18ZM20 84V83H19ZM50 84L51 85H53V84H55V80L53 79V78H51L50 79ZM240 84V83H239ZM244 84H246V83H244ZM21 85V84H20ZM227 85H230L231 86V84H230V82L227 84ZM226 85V86H227ZM255 85H258L259 86V92H261L262 93V86L259 84V83H255V84H252V87H254V89H256L255 88ZM22 86V85H21ZM150 86H152V85H150ZM153 88H157V87H154V86H152ZM232 87V86H231ZM25 88V87H24ZM32 88H33V84H32ZM31 88V89H32ZM27 89V88H26ZM157 89H160V88H157ZM233 89V88H232ZM161 90V89H160ZM226 90V89H225ZM162 91V90H161ZM234 91V90H233ZM135 92V91H134ZM163 92V91H162ZM136 93V92H135ZM164 93V92H163ZM225 93V92H224ZM164 95H165V99L160 103V105H159V107H158V112H159V108H160V106H161V104L162 103H164L165 101H166V99H167V97H166V94L164 93ZM222 95H223V93L221 94V99H222ZM262 96L264 97V93H262ZM140 97V96H139ZM140 99H141V97H140ZM142 100V99H141ZM223 100V99H222ZM101 101V104H102V106L99 104V102ZM143 101V100H142ZM225 101V100H224ZM227 101V100H226ZM143 102H145V103H147L146 101H143ZM149 104V103H148ZM239 105H242V106H246L247 108H248V112H245V111H236V112H245L246 114H247V116L249 117V118H252V116H251V113H250V110H249V107L247 106V105H245V104H242V103H240ZM150 106V105H149ZM235 109V108H234ZM150 112H151V108H150ZM151 117V116H150ZM190 120V119H189ZM251 120V119H250ZM152 122V121H151ZM159 123H160V112H159ZM153 124V123H152ZM161 124V123H160ZM154 125V124H153ZM156 126V125H155ZM162 126V125H161ZM197 126L199 127V128H205V124L204 123H199V124H197ZM162 128H163V126H162ZM164 129V128H163ZM165 131V130H164ZM166 132V131H165ZM167 133V132H166ZM168 134V133H167ZM171 138H172V140H173V147L172 148H166V147H164V146H162L161 144H160V142L158 141V128H157V143L159 144V146L160 147H163V148H166V149H168L169 151H170V160H169V162H170V164L171 165H174V167H178V168H180V166L178 165V163L177 162H175L174 161V155H175V157L177 158V159H179V160H185V158H183V157H180V155H179V153L178 152H176V150L174 149V147H175V142H174V138L170 135V134H168ZM212 136H217V140L216 141H214L213 139H212ZM210 137H211V140H212V142H219L222 138H223V136L221 135H215V134H213L212 132H210ZM225 138V140H224V142H225V144H226V141H228L229 143H230V148L227 146V144H226V146H227V149H228V151L230 152V155H231V157L233 156V154H232V143H231V141L228 139V138H226V137H224ZM261 137L259 136V139H260ZM77 141H83L86 145H87V147H88V154H89V152H90V146L88 145V143L84 140V139H76L75 140V147H76V144H77ZM125 142H127V144H129L130 145V147H129V149H127L126 147V149H125V151L126 152H128V156H130L131 154H132V152H133V146H132V144H131V142L130 141H128V140H126ZM6 149H12V148H9V147H5V146H3V145H1L0 144V150H2V151H5L4 153L8 156V158L10 159V160H12L14 163L16 162V151L14 150V149H12V150H14L15 151V154H14V159H11L10 157H9V155H8V153H7V151H6ZM75 153H76V149H75V152H74V154H73V156L75 155ZM88 154H87V159H88ZM73 156H72V163H73ZM42 157V156H41ZM90 161L88 160V162H87V164L85 165V167L83 168V169H79L78 167H76L75 166V164L73 163V166H74V168H76V169H78V170H80V171H84L85 170V168L87 167V165H88V163H89ZM192 163H195L198 167H199V170H200V172H201V174L202 175H204L205 177H208V178H210V181L209 182H205V181H203L201 178H198V177H195V178H197V179H200V180H202L203 182H205V183H215V184H217V185H220L222 182L221 181H219V180H217V179H215V178H213V177H210V176H207V175H205L204 174V172H202L201 171V168H200V166H199V164L198 163H196V162H192ZM233 166L235 167V168H237L238 167V165H237V163L236 162H234L233 163ZM14 167H16L19 171H20V173L22 174V178L21 179H16L15 178V175H14V171H13V168ZM181 169V168H180ZM10 170H11V172H12V174H13V176H12V180H13V182L14 183H21L22 184V186H25L26 187V189H27V191H28V193H29V202H30V204L32 205V203H31V201H30V196L31 195H33V194H31V190H30V188H29V186L26 184V182H25V177H24V174H23V172L19 169V167L18 166H13V167H11L10 168ZM182 171V170H181ZM183 172V171H182ZM97 173H102L103 175H104V173L102 172V170H100V169H98V167L96 166V165H94V166H92V174L91 175H89V179H88V185H89V181H90V177H92L93 175H95V174H97ZM184 173V172H183ZM139 174H141V175H144L145 176V179L144 180H142L140 177H139V179L140 180H142V181H146L147 180V176L144 174V173H140V172H138V176H139ZM186 176H188V177H191V176H194V175H188V174H186V173H184ZM104 179H105V175H104V178L102 179V181H101V186L103 187V188H105L103 185H102V183H103V181H104ZM88 185H87V187H88ZM259 185H256L255 187H254V189L256 188V187H258ZM87 187H85V188H87ZM106 189V188H105ZM254 189H253V193H254ZM107 190V189H106ZM232 191V190H231ZM230 191V192H231ZM107 192H108V194H110L109 193V191L107 190ZM110 195H113V194H110ZM34 196V195H33ZM114 196H116V197H118V199H119V203H120V205H121V202H120V198H119V196H117V195H114ZM35 197V196H34ZM36 198V197H35ZM80 198L81 199H84V198H82L81 196H80ZM37 199V198H36ZM152 199V198H151ZM38 200V199H37ZM39 201V200H38ZM87 202V201H86ZM39 203L41 204V202L39 201ZM152 203H153V199H152ZM149 204V203H148ZM89 205V204H88ZM33 206V205H32ZM41 206H42V208H43V210H44V212L42 211H38L37 210V208H35L34 206V208H35V210H36V212L37 213H46L47 214V210H45V208H44V206L41 204ZM90 206V205H89ZM122 207V206H121ZM97 209V208H96ZM99 210V209H98ZM130 210H131V208H130ZM141 210V209H140ZM100 211V210H99ZM111 215V214H110ZM113 216V215H112ZM49 217L50 218H54V219H56V222H57V224H58V226H60V228L62 229V227H61V225L58 223V220H57V216H55V217H53L50 213H49ZM156 223V222H155ZM158 225H161V224H158ZM162 226V225H161ZM168 228V227H167ZM148 230V229H147ZM171 230V229H170ZM172 231H174V230H172ZM175 232V231H174ZM164 234V233H163ZM67 236V235H66ZM68 237V236H67ZM179 241H181V240H179ZM195 242V241H194ZM85 243H87V242H85ZM196 243V242H195ZM89 244V243H88ZM72 245V244H71ZM93 245V244H92ZM172 245V244H171ZM6 247V249L7 248H10V247H8V246H5ZM21 250V249H20ZM171 251V250H170ZM258 252V251H257ZM19 253V252H18ZM29 254V253H28ZM30 259H31V261H30V263L29 264H37V262H42V261H49V263L50 262H52L54 259L52 258L51 260H49V259H46V260H33L31 257H30ZM18 261H19V258H18ZM19 264H21L20 262H18Z\"/></svg>",
	"mask_w": 264,
	"mask_h": 264
},
{
	"label": "water",
	"instance_id": "95a60500",
	"mask_svg": "<svg viewBox=\"0 0 264 264\" xmlns=\"http://www.w3.org/2000/svg\"><path fill=\"white\" fill-rule=\"evenodd\" d=\"M257 242L259 243V245L262 247V249L264 250V242L263 241H261V240H258L257 239Z\"/></svg>",
	"mask_w": 264,
	"mask_h": 264
}]
</instances>
